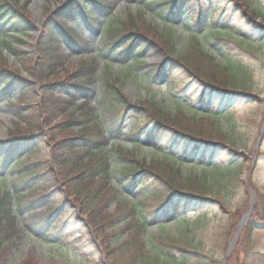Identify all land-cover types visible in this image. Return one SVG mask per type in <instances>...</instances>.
I'll return each mask as SVG.
<instances>
[{
    "label": "rangeland",
    "instance_id": "1",
    "mask_svg": "<svg viewBox=\"0 0 264 264\" xmlns=\"http://www.w3.org/2000/svg\"><path fill=\"white\" fill-rule=\"evenodd\" d=\"M20 1L23 3L24 1L31 0ZM70 1L72 0H32L26 5L25 9H18V12L23 11L20 14L21 16H26L20 18L26 22L29 31L26 34L16 36L15 41L9 37V41L13 42V50L17 51L18 54L11 49H5L3 52L5 54L4 59L8 64L7 71L9 73H16L18 77L23 78L29 84L27 86L29 88V95H24L22 98L27 103L39 104L42 107L55 105V112L57 113L55 119L48 120V127L45 128L46 136L42 131L37 132L38 135L42 132V137L38 138V141L41 143L38 154L32 156L34 157L33 159H29V156H26L25 161H43L42 167L45 168L49 166L50 162L52 171H56L58 167L52 161V149L56 147L53 143L61 140L63 136L62 132H59L58 127L68 120L76 119L81 122L73 123V130L71 131L77 133L81 127L86 126L84 120L87 119V112L84 111L83 105L88 104L90 108H93L94 114L97 117L94 123L100 122L99 125H101L102 129L104 128V131L109 133L107 145L103 147L102 151L108 160L107 165L109 166V173L111 175L108 184L118 193L116 194L117 199L112 201L107 200L106 197L104 199L97 186L91 191H83L78 197L73 196V190L63 182V179L69 180L68 178L71 176L67 178L66 175L69 170L66 171L63 176L64 178L59 175V180L50 187L52 193L51 200L56 202L50 208L56 207L58 204L60 205L59 216L61 220L59 224L57 221H54L46 227V230L28 232L25 227L30 223L29 221L42 218L49 211L43 209V206L39 208L42 209L41 211L38 209V212L28 211L21 214L16 220V230L12 231L15 233H11L13 236L10 235L13 238L5 242L9 250L8 259L0 254V263L5 264L9 260L8 264H143L142 258H139L138 263L132 261L136 253L133 250L140 249L146 255L147 264H151L153 262L152 258L156 254L154 248L157 245L156 242L154 244L151 240H155L159 235L168 234L172 236L176 234L181 229L182 224L170 221L166 217L162 220L163 225L150 222L144 234L136 230L138 220H134V217L128 214L130 205L136 204V188L133 190L126 188V186H121L119 174L123 170L124 163L122 164L118 153L114 152V149L118 146L124 147L126 153H131L133 157L136 154L139 160L146 159L148 162L151 159L159 161L166 154L174 155L176 156V160L180 161V156L185 153L187 156H195L196 154L200 158L204 154H207L206 159L208 162L210 160L212 162H221L222 160H227L224 155L230 153L229 150L232 148L235 150L234 154L237 153V156L250 161L251 154L256 150L255 144L261 138L260 134L256 135L258 130L254 131L253 118L255 112L260 120L264 114V51L261 52L258 58L250 54H240L241 52L239 51L232 52L226 50L233 56L239 54L240 61L249 66L252 71V87L247 91L249 95L251 94L252 102L250 104L243 97L241 99L235 97L221 98V95H211L209 92L205 94L206 97L203 99V95L200 94L201 87L199 84L196 81L189 80L188 77H184L187 81L179 83L178 86H173L172 83L168 82L167 73L162 74L160 80L152 77L157 64L162 60V54L157 53L155 50L147 48L141 52L144 66H140V68L131 65L132 59L123 63L115 54H107L106 56L102 51V47L109 35L107 34V29L113 25L114 28L119 27L122 30L130 17L142 13L148 23L156 27L159 32L167 33L170 36L169 38H172L177 44V53H182L185 46L191 42L193 36H196L197 41L207 49L208 54L217 58L219 62L225 52L223 48L227 42L226 38H233L231 35L236 30L249 33L251 37L257 39H264V11L261 13V18L254 17L252 11L250 9L247 10L241 0H228L229 3H224V6L220 7L214 16V19H219L220 21L225 18L224 21L228 22L230 26L227 27L230 33L220 34L223 35V39H226L221 42L215 39L217 32L214 33L213 30L201 32L197 28L194 29L185 14L177 22L169 23L165 21L159 11L157 12L156 9L150 7L146 8V2L148 1L144 2L143 0L110 1V8L105 12V17H100V21H95L94 25L87 22L79 12H77L75 22H65V16L57 15L56 13L58 8L62 9ZM222 1L224 0H215V3L219 5ZM84 2L86 3V0ZM80 3L83 4V0H80ZM250 5L253 8L259 5L264 9V0H250ZM194 8L200 9L199 6ZM204 8L207 10V5ZM190 10L192 9L189 8L186 13L188 14ZM97 14L99 15V13ZM226 14H229L228 17ZM241 15L248 17L249 21ZM16 16L19 17V14ZM52 23L57 26L61 33H68L70 29L74 30L77 35L81 36V40L88 42L89 47L85 51H81L77 47H73L70 41L65 40L63 43H60L58 39L52 37V30L55 28V26H52ZM64 35L67 36L66 34ZM1 49L4 50L3 47ZM1 59L3 58L0 50V64L1 62L4 63ZM91 63H93L95 68L93 80L86 83L83 82L84 87L91 90L92 94L87 99V101L90 100V103L84 104V98L79 95L76 107L75 105H65L63 100L66 101L70 97L66 90L72 83L80 81L74 76L75 73L80 71V69L83 70V67L91 65ZM177 75H180V73H177ZM110 78L116 82L114 84L121 91L123 99L138 105H142L145 102H154L159 113L163 115H167L168 113L174 115L176 112H183L202 119L207 114L201 113L208 112L218 115V113L228 112V114L230 113L234 117L233 121L243 126L239 131L240 134L238 132L235 133L237 138L233 141L237 142L240 138V142L242 141V143L239 145L220 146V151H215L214 153L213 151L204 153L202 150H199L197 153L194 146H190L189 143L184 144L183 141H177L173 138V135L165 132L159 134L157 137L161 141V144L159 142V146L162 149L158 146L152 148V145L146 141V138L144 137L145 140L142 138L146 132H153L151 127L153 125L133 116L129 112L130 110L125 113L122 119V131H124L125 136L120 137L112 133L110 134V125L106 121L100 100L104 90H106L104 80ZM82 79L86 80L84 77ZM54 82L60 84L57 86L58 89L56 90L55 97L48 102L46 96L43 97L42 86ZM9 93L8 99L0 101V151H3L6 141L11 139L10 130L13 129V123L18 119L15 108L10 103H15L18 100L20 102L22 99L19 97L18 87L13 86ZM58 97L60 101H55L58 100ZM52 100L55 103H52ZM210 102L212 106L215 105V108L209 106ZM204 109L208 110L204 112ZM229 118L226 116L224 118L226 121L223 119L222 121L219 120L224 130L228 127L226 125H229L231 122ZM143 125L140 137L135 138L134 135L131 136L133 131H136L134 128ZM262 127L259 131L264 130V123ZM248 136H250L248 143H251L249 146L245 139ZM99 138L100 136L94 135V139L99 140ZM44 139H47L46 142L43 141ZM260 147V154L253 169L256 171L254 179L257 186L260 190L264 191V135L260 142ZM63 152L67 156L68 161L71 162L73 157L68 155V150H63ZM96 152V154L101 155L99 150H96ZM89 159V156L84 157L83 162H89ZM132 160L128 164H132ZM189 167L190 165H188V168L183 167V169L186 168L184 171H187ZM51 174L49 173L46 178L50 177ZM100 177L98 176V178ZM14 181V176L9 171L5 169L0 170V193L12 187ZM68 182L72 184L71 180ZM133 197L135 198L132 200ZM184 209H186L185 206ZM196 209V207L190 206L189 209H186V212L180 213L181 218L187 217V219H190L191 217H197V213H195ZM201 212L207 215L206 218L210 221V226L217 224L218 220H213L219 212L215 205L207 207ZM137 217H140V215ZM213 234L214 229L212 230V228L202 234L200 238L202 240V250L206 252V257L210 261L212 260L217 262V264H221L224 259V253L221 255V252L215 248L214 242L217 235L213 236ZM127 242L128 246L125 247L124 245ZM254 244L256 250L249 255L246 264L264 262V228L257 233L254 238ZM129 246L133 250H130ZM116 247H122V252ZM171 248L169 250L167 246L164 250L167 253L174 252L179 258L191 256L186 250L179 251L177 248ZM190 263L188 262V264Z\"/></svg>",
    "mask_w": 264,
    "mask_h": 264
},
{
    "label": "trees",
    "instance_id": "2",
    "mask_svg": "<svg viewBox=\"0 0 264 264\" xmlns=\"http://www.w3.org/2000/svg\"><path fill=\"white\" fill-rule=\"evenodd\" d=\"M105 1L95 0L94 7L89 8L84 3H80V0H72L64 5L62 9L58 8L56 14H63L72 19L75 18L77 8H80L87 19H91L93 15L89 11L93 12L94 9H99L98 11L103 14L106 9ZM241 1L247 10L250 9L252 11L254 17H261V13L264 11L261 6L255 5L254 9L253 6H249L250 0ZM27 2L29 3V1ZM196 3L200 9H197V12H193L189 16L190 23L200 31L211 29L215 21L214 13L222 6L218 7L219 5H216L215 0H162L159 3L151 1L148 6L159 10L161 15L163 14L168 21L173 22L178 21L181 17L182 12L185 10V5L191 6ZM205 5H208L207 10L204 8ZM25 8L26 5H20V0H0V46H3V48L14 49L12 46L13 42L9 41V37L12 39L13 36L24 29V20L20 18L22 16L19 18L15 16L18 9ZM219 24L221 25L217 28L215 39L221 42L227 39L226 41L228 42L223 48L225 52L219 62L217 58L208 54L207 49L197 41L196 36H193L191 42L185 46L182 53H177L176 43L172 38H169L170 36L167 33L159 32L156 27L148 23L142 13L130 17L122 30L119 27L114 28L113 25L109 27L107 29V34L109 35L103 44V50L108 55L115 54L119 56L122 61H127L132 57L135 59L132 66L140 68V66H144L143 60L140 58L141 51L149 47V49L151 48L162 54V60L157 64L152 74V77L156 80L162 77V73L167 72L169 81L173 86H178L180 81L184 82V77H188L189 80H196L197 84L201 86L200 94L210 90L216 93L222 92L229 97H239L240 94L248 97L246 92L252 87V71L249 66L240 61L239 54L233 56L228 51H239L241 52L240 54L250 53V55L259 58L261 52L264 51V40L250 38L248 34L243 33L241 30H236L231 35L233 38L223 39V35L220 34L230 33L228 32L229 29H227L228 23L219 22ZM52 36L58 39L60 43L65 39L56 28L52 30ZM80 37L73 31L69 38L76 47L85 48L87 43L81 40ZM137 46H140L141 50H135ZM15 52L18 53L17 51ZM2 58L1 60L4 63L1 62L0 64V99L9 95L8 91L12 85H17L20 88V98L24 95L28 96V82L18 77L16 73H9L7 71L8 64L3 56ZM94 72L95 68L93 63H91V65L83 67V70L80 69V71L76 72L74 76L81 81V75H89L87 76V80H89L93 79ZM179 72L180 75H177ZM3 78H5V81L4 85L1 86ZM105 80L106 90H104L100 100L108 125H110V134L122 135L121 118L124 113L131 110L135 115H139L141 119L144 118L145 122H153L156 130L167 132L174 137L189 141L196 147L197 153L199 150L207 153L209 149L215 151L214 149L219 146L239 145L242 143L240 138L237 142H233L237 138L235 133L238 132L240 134L239 131L243 126L233 121L234 117L231 114L201 113L207 114L202 119L183 112H176L174 115L170 113L163 115L159 113L154 102H145L142 105H138L134 102L126 101V99H123L117 85H115L116 82L112 78ZM80 81L72 83L66 90L70 97L66 101L63 100L65 105H76L78 94L84 97L90 96L89 89L84 87L83 81ZM59 84L54 82L42 86L43 97L46 96L48 102L55 97ZM55 101H60V98ZM55 101L52 100L51 102L55 103ZM13 106L16 108V114L20 122L15 123L16 128L10 132L11 139L9 144H12V146H7L10 149L0 161V167L3 166L4 168L13 160L12 153L16 152L22 155L25 149L29 151L32 148H35L36 151L41 144L38 138L42 137V132L45 133V128L48 127V120H53L57 117L55 105L42 107L39 104L27 103L22 98L18 104ZM83 107L84 111L87 112V119L84 120L86 126L80 128L77 133L71 130H73L75 123L81 121L76 119L68 120L59 125V132H62L63 136L61 140L53 143L56 146L52 150L53 161L57 165V171L60 172V175L65 174L68 170V173L71 172L73 174L70 178L72 184L68 185L73 190V196L78 197L83 191H91L97 186L102 197L112 201L117 199V192L108 184L111 175L107 165L108 160L102 151L103 147L107 145L109 133L105 132L104 128L102 129L101 125H99L100 122L94 123L97 117L93 108H90L88 104L83 105ZM206 111L204 109V112ZM34 116L35 118H33ZM226 116L228 118L230 116L231 122L226 125L228 127L224 130L219 120H224ZM253 122L255 125L254 131L258 130L256 132L257 135L264 122L263 115L260 120L255 112ZM38 131L42 132L38 135ZM136 131L135 135L138 137L141 128L137 127ZM94 135L100 136L99 140L94 139ZM249 137L245 138L246 143H248ZM46 140L44 139L43 141L46 142ZM148 141L152 144V148L157 147L159 142L155 141V139L153 140L152 137H148ZM249 144L251 143H248V146ZM63 150H68L71 153L73 157L71 162L68 161ZM96 150H99L101 155L96 154ZM114 152L118 153L119 159L125 164L129 163L133 158L132 164L124 166L120 174L123 180H126L124 181L126 187L133 190L136 188V204L130 205L128 214L132 215L134 220H138L137 231L144 234L148 223L161 221L166 217H170V220L179 219V215L175 213L186 212V209H189L193 204L213 202L219 207V212L213 218V220H218V222L213 226L209 225L211 223L206 218L207 215L201 214L196 221L191 223L182 221V230H179L178 233L172 236L167 234L159 235V237L155 238L157 245H155L154 251H156V254H154L151 264H188L190 261H193L190 264H217L215 261H210L206 257V252L202 250V240L200 239L202 234L210 228L214 229L213 236L217 235L214 246L221 252V255L225 253L228 243L235 236L237 223L249 209L248 200L251 190H255L257 202L252 209V216L241 232L240 240L236 244L232 257L227 262V264H246L249 255L256 250L254 238L264 228V191L257 186L254 174L250 175L246 181L241 180L243 174L250 170L252 159L248 161L245 158H239L237 154L232 157L234 150H231L229 159L233 160L229 164L223 163L219 165L213 164L211 161L206 162L204 160L206 154L199 160L182 155L180 161L176 160V156L166 154L159 161L151 159L148 162L139 160L136 154L133 157L131 153H126L124 147L118 146L114 149ZM87 156L90 158L89 162H83L84 157ZM42 163L40 161L38 164ZM38 164L19 161L12 166L10 169L12 174L16 176L13 189L5 192L4 195H0V250H2L0 254L7 259L9 250L5 242L13 238L10 235L13 236L11 233H15L12 231L16 230L17 226V216L14 210L28 212L29 209L35 210L36 205L45 203L46 195H37L36 189L38 187L39 190H42L41 192H47L45 189L48 185L47 183L56 180L55 174L52 173L49 177L50 181L42 183L39 178L43 173L48 176L51 168L48 166L44 171L36 167ZM188 165H190L189 169L184 171L188 168ZM183 167L186 168L183 169ZM197 169L198 171H196ZM98 176L101 177L98 178ZM27 188L33 194L28 198H24L22 191ZM184 206L186 209H184ZM138 215L141 218L137 217ZM37 229L38 226L33 230ZM8 236L10 237L8 238ZM124 246L127 247L128 242ZM167 246L169 250L172 249L171 247L177 248L179 251L186 250L192 257L188 255L189 257L183 256L179 258L174 252L167 253L164 250ZM118 248L122 252V247ZM129 249L133 250L130 246ZM133 251H136L135 257L132 259L134 263H138L139 258H142L143 264H147L146 255L142 250ZM260 263L264 264L261 261L258 264Z\"/></svg>",
    "mask_w": 264,
    "mask_h": 264
},
{
    "label": "water",
    "instance_id": "3",
    "mask_svg": "<svg viewBox=\"0 0 264 264\" xmlns=\"http://www.w3.org/2000/svg\"><path fill=\"white\" fill-rule=\"evenodd\" d=\"M262 138L259 140L258 144L261 142ZM250 216V213H248L243 220L240 222V225H245V221L247 220V218ZM238 237L235 238V240H233L230 244H229V249L225 255V261L223 262V264H226L227 260L230 258L229 256L231 255L233 248L235 246V243L237 242Z\"/></svg>",
    "mask_w": 264,
    "mask_h": 264
}]
</instances>
